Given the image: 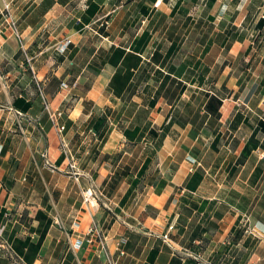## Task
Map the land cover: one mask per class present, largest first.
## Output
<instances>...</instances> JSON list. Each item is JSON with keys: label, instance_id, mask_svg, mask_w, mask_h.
I'll return each instance as SVG.
<instances>
[{"label": "crops", "instance_id": "1", "mask_svg": "<svg viewBox=\"0 0 264 264\" xmlns=\"http://www.w3.org/2000/svg\"><path fill=\"white\" fill-rule=\"evenodd\" d=\"M250 7L0 0V264H264V66L244 77L264 64V15Z\"/></svg>", "mask_w": 264, "mask_h": 264}, {"label": "built area", "instance_id": "2", "mask_svg": "<svg viewBox=\"0 0 264 264\" xmlns=\"http://www.w3.org/2000/svg\"><path fill=\"white\" fill-rule=\"evenodd\" d=\"M4 15L6 17V21L9 23L10 25V28L12 29L13 33L17 36V37H20V32H19V28H18V24L17 22L14 20V17L11 13V5L10 4H7L4 8ZM70 41H68V43L64 46L63 50L66 51L68 46L70 45ZM63 116V113L62 112H57V113H52L51 112V118L56 122L60 117ZM61 130H64V127H61ZM69 155V161H70V168L77 171L78 169V165H77V162L75 160V158L70 154L68 153ZM84 198H85V201L90 203L92 202L93 200L97 199L98 198V195H97V192L95 191V189L93 188H90V189H87L85 191V194H84ZM5 231V227H3L1 230H0V235H3ZM90 234L93 235L96 240H98L102 245L103 247L106 249L105 247V241H106V238H105V233H104V230L102 228H100L98 225H94L91 230H90ZM165 240L168 241L169 240V236L168 235H165ZM108 256V262L109 264H118L116 260H114L109 254H107Z\"/></svg>", "mask_w": 264, "mask_h": 264}, {"label": "rangeland", "instance_id": "3", "mask_svg": "<svg viewBox=\"0 0 264 264\" xmlns=\"http://www.w3.org/2000/svg\"><path fill=\"white\" fill-rule=\"evenodd\" d=\"M241 4H242V5H241ZM253 4L256 5L257 8H258V7H262V8H263V7H264V0H239V8H240V12H242V14L245 15V14L247 13V10H251V7H250V6H252ZM10 5H11V4H10ZM243 6H244V7H243ZM241 7H242V8H241ZM249 7H250V8H249ZM257 8H255V9L253 10L254 13H255V19H258L260 16L264 15V13L262 12L263 10H262V9L257 10ZM11 10H12V7H11ZM253 11H252V12H253ZM11 13H12V12H11ZM252 28H253V26L249 28V31H251ZM245 31H246V30H245ZM255 47H257V44L255 45ZM263 47H264V46H263ZM262 57H263V56H261V55H260L259 57H256V58H257V59H256V60H257V61H256V67H259V66H260L259 70L256 71V72H254V71H253V72H249V71H246V72H245V70H246V68H247V65H248L249 63H251V62H249V60H248V59L251 58V57H249V55H245V56L241 55V56H239L236 65H237V64L240 65V66L242 67V68H241V71H242V72H245L244 77H245V78L247 77L248 80H251L253 77H254V78L258 77L259 74H260V72H261V70L263 69L264 64H263L262 66L260 65V62H261ZM230 61H232L231 64L234 63V59H229V60L227 61L226 64H229ZM213 62H215V61L213 60ZM221 62H223V60H222ZM233 69H236V66L233 67ZM238 76H239V70H238ZM194 89H195V88H191V90H194ZM248 91H249V90H248ZM248 91H247V92H248ZM247 92H246V93H247ZM246 93H245V94H246ZM188 94H190V92H189ZM249 106L252 107V105H249ZM255 106H257V105H255ZM197 107H198L197 104H196V105H186V104L181 105V109L184 110L183 114H184L185 117H188V115H190V117H191V115L194 114V112H195V110H196ZM240 108H242V109H248V107H247L246 105H243V104H241V107H240ZM181 113H182V112H181ZM198 113H199V112H196V117H197ZM0 236H2V235H0Z\"/></svg>", "mask_w": 264, "mask_h": 264}, {"label": "trees", "instance_id": "4", "mask_svg": "<svg viewBox=\"0 0 264 264\" xmlns=\"http://www.w3.org/2000/svg\"><path fill=\"white\" fill-rule=\"evenodd\" d=\"M93 8V9H92ZM93 13V16L97 13V10H95V12H94V7H92V5L90 6V8H89V10H88V14H92ZM261 24H262V22H260V26H261ZM211 102H212V100H211ZM222 102L220 101V103H218V104H213V107L215 108V107H217L218 106V111H219V108L222 106ZM155 105V104H154ZM210 107V104H207V106H206V108L208 109ZM221 117V115H220V113H218V118H220ZM173 124V121H171L170 122V124L168 125V127H170L171 125ZM263 126V128H264V124L262 125ZM98 127V126H97ZM100 126H99V131H100ZM151 164V160L149 159V160H147V162H146V164L144 165V167L141 169V171L139 172V177L140 176H143V175H145L146 174V172H147V170H148V168H149V165ZM137 185V184H136Z\"/></svg>", "mask_w": 264, "mask_h": 264}]
</instances>
